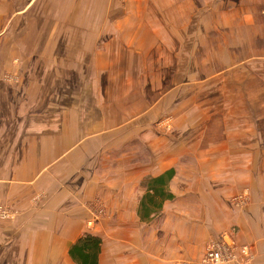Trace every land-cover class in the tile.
Returning a JSON list of instances; mask_svg holds the SVG:
<instances>
[{"label":"rangeland","instance_id":"obj_1","mask_svg":"<svg viewBox=\"0 0 264 264\" xmlns=\"http://www.w3.org/2000/svg\"><path fill=\"white\" fill-rule=\"evenodd\" d=\"M29 1L0 0V80L16 86L22 79L46 84L63 79L65 67H60L58 76L52 68L55 57L64 60L63 55H55L57 48L84 49L88 42L93 51L82 53L89 62H103L106 73L116 72L118 80H138L131 88L136 96L116 103V114L124 117L116 119V144L121 145L116 159L135 156L141 164L159 159L173 164L181 157L186 166L174 169V177L191 176L193 170L197 175L223 176L224 169L231 176L232 192L225 199L231 209L229 225L212 239L200 236V242H206L201 258L184 260L198 262L227 232L239 248L241 264H264V198L259 189L264 183V0H132L133 5L116 0V24L98 22L99 16L112 13L108 4L113 0H105L104 5L97 0L88 8H60L56 0H34L27 7ZM58 13H87L84 26L89 38L65 35L71 29L81 31L84 22L66 23ZM102 25L110 34L98 39L94 34ZM114 30L116 35L111 34ZM129 32L134 35L128 37ZM116 47L122 48L116 56L121 58L119 66L113 58ZM99 51L102 54L96 55ZM71 53L76 57V52ZM91 69L88 77L96 67ZM80 73L72 72L73 90L80 88L76 82ZM44 89L37 90L42 115L64 106V86H52L49 93ZM211 157L226 159L228 165L190 166ZM123 169L117 167L116 174ZM254 191L261 196L256 193L253 198ZM207 200L212 206L214 200ZM184 204L193 208L192 197ZM247 233L263 256L259 263L255 244L252 247L242 239ZM243 247L249 248V255L241 252Z\"/></svg>","mask_w":264,"mask_h":264},{"label":"crops","instance_id":"obj_2","mask_svg":"<svg viewBox=\"0 0 264 264\" xmlns=\"http://www.w3.org/2000/svg\"><path fill=\"white\" fill-rule=\"evenodd\" d=\"M73 1L56 0V5L88 8L97 4V0ZM113 1L108 4L112 13L99 16L98 22L110 20L116 24L119 5L116 8ZM128 1L133 5L132 0ZM56 16L66 23L84 22L81 31L71 29L65 35L89 38L90 32L84 26L89 20L87 13ZM102 27L94 37L105 39L110 34ZM56 33L60 35V31ZM111 34L116 35V30ZM127 35L131 37L134 32ZM114 39L116 43V36ZM86 46L57 48L55 55H63L64 60L55 57L52 68L58 76L64 66L63 79L48 84L22 79L16 86L0 80V206L12 213L10 218H0V264H79L71 251L86 236L101 242L98 256L87 257L89 264H172L185 258H201L206 242L201 243L200 236L212 239L230 223L231 209L225 199L232 192L231 176L224 169L223 176L212 171L197 175L193 170L191 176L174 177V169L186 166L187 160L181 157L173 164L161 159L141 164L135 156L116 159L121 149L120 141L116 144V119L122 117L116 114V103L134 94L131 88L138 80H118L116 72L106 73L103 62H89L82 52L86 50V55L93 49L88 42ZM113 49L119 66L121 58L116 56L121 55L122 48ZM73 51L76 57L71 56ZM91 67L96 70L88 77ZM73 71L81 72L76 80L80 88L75 90ZM59 85L66 88L64 106L42 115L37 90L45 88L49 93L52 86ZM89 108L95 110L89 112ZM251 145L260 147L258 143ZM227 161L199 158L194 161L196 165L190 166L226 167ZM117 167L124 169L116 174ZM160 178L164 179L161 190L165 198L155 196L157 206L148 199L142 204L147 194L154 196L149 183ZM248 185L254 187L251 180ZM259 189L264 198V183ZM191 197L194 205L187 209L184 200ZM210 198L214 200L212 206H208ZM248 235L242 239L254 247ZM253 250L261 262L259 246L255 244Z\"/></svg>","mask_w":264,"mask_h":264},{"label":"built area","instance_id":"obj_3","mask_svg":"<svg viewBox=\"0 0 264 264\" xmlns=\"http://www.w3.org/2000/svg\"><path fill=\"white\" fill-rule=\"evenodd\" d=\"M12 213L9 209L0 206V218H10ZM237 252L239 248L235 240L229 233H225L222 236L220 242H213L209 247L207 254L204 258L196 261H186L184 259L178 260L173 264H226L236 263L241 264L243 262L238 257ZM241 252L245 255H249L250 251L248 247H243ZM240 259V260H239Z\"/></svg>","mask_w":264,"mask_h":264},{"label":"trees","instance_id":"obj_4","mask_svg":"<svg viewBox=\"0 0 264 264\" xmlns=\"http://www.w3.org/2000/svg\"><path fill=\"white\" fill-rule=\"evenodd\" d=\"M163 180V178H160L157 180H153L149 183L150 188H152V191L154 193V196L152 197L150 194H147L143 198L142 204H144L145 200L148 199L151 205L157 206V198H165L166 194L163 190H161V186L162 184H164ZM100 243V239L96 237L86 236L72 249L71 254L78 261L79 264H89V259H87V257H89V254H94L95 257L98 256L100 250ZM87 251L89 252L86 253Z\"/></svg>","mask_w":264,"mask_h":264}]
</instances>
